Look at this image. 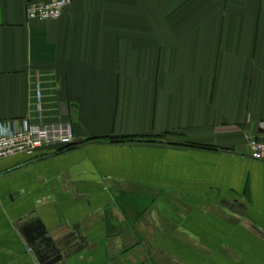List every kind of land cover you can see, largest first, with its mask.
<instances>
[{
  "label": "crops",
  "instance_id": "crops-1",
  "mask_svg": "<svg viewBox=\"0 0 264 264\" xmlns=\"http://www.w3.org/2000/svg\"><path fill=\"white\" fill-rule=\"evenodd\" d=\"M30 1L0 0V122H38L40 81L74 146L0 160V264H43L34 220L65 264H264L247 149L264 140V0H72L47 21Z\"/></svg>",
  "mask_w": 264,
  "mask_h": 264
},
{
  "label": "built area",
  "instance_id": "built-area-1",
  "mask_svg": "<svg viewBox=\"0 0 264 264\" xmlns=\"http://www.w3.org/2000/svg\"><path fill=\"white\" fill-rule=\"evenodd\" d=\"M71 3L72 0L30 1L26 6V14L31 20H57ZM34 92L39 109L38 122H0V160L19 154L33 155L43 148H58L73 143V127L70 122L54 124L44 122L42 114L44 90L40 81L35 82ZM247 149L252 159L264 162V140L249 138Z\"/></svg>",
  "mask_w": 264,
  "mask_h": 264
},
{
  "label": "trees",
  "instance_id": "trees-1",
  "mask_svg": "<svg viewBox=\"0 0 264 264\" xmlns=\"http://www.w3.org/2000/svg\"><path fill=\"white\" fill-rule=\"evenodd\" d=\"M131 141H142V140L134 139V138H120V139L111 140V142L113 143L131 142ZM73 146L74 144L72 143L68 146L58 147L56 153L70 149ZM203 148H205V146ZM27 233L30 234L28 235V240L35 251V255L40 261H42V263H48L52 259L60 256L57 245L54 244L47 237L46 230L38 220H34L29 224V226L27 227Z\"/></svg>",
  "mask_w": 264,
  "mask_h": 264
},
{
  "label": "water",
  "instance_id": "water-1",
  "mask_svg": "<svg viewBox=\"0 0 264 264\" xmlns=\"http://www.w3.org/2000/svg\"><path fill=\"white\" fill-rule=\"evenodd\" d=\"M13 170H15V169H11V170L5 172L4 174L9 173ZM41 263H42V261H41ZM43 264H65V261H64L63 256H58V257L52 259L51 261H49L48 263H43Z\"/></svg>",
  "mask_w": 264,
  "mask_h": 264
},
{
  "label": "rangeland",
  "instance_id": "rangeland-1",
  "mask_svg": "<svg viewBox=\"0 0 264 264\" xmlns=\"http://www.w3.org/2000/svg\"><path fill=\"white\" fill-rule=\"evenodd\" d=\"M143 209V208H142Z\"/></svg>",
  "mask_w": 264,
  "mask_h": 264
}]
</instances>
